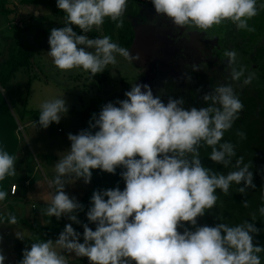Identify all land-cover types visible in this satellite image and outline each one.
I'll list each match as a JSON object with an SVG mask.
<instances>
[{"label": "clouds", "instance_id": "clouds-1", "mask_svg": "<svg viewBox=\"0 0 264 264\" xmlns=\"http://www.w3.org/2000/svg\"><path fill=\"white\" fill-rule=\"evenodd\" d=\"M148 2L156 16L166 17L177 29H184L186 36L193 30L206 33L225 20L246 29L248 20L258 14L257 0ZM56 3L65 14V25L50 31L47 53L58 69L82 68L94 77L108 65H115L117 55L128 61L139 60L109 36L90 39L77 35L72 27L87 34L99 29L105 19L123 27L128 0ZM224 55L231 79L239 81L244 72L233 67L237 52L226 51ZM192 69L201 70L197 64ZM250 82V78L244 80L245 84ZM125 97L93 114L89 129L68 134L71 147L54 165L56 176L50 184L55 194L46 215L57 220L67 216L79 224L76 213L83 206L65 192V185L79 180L90 184L93 170L115 175L117 168L124 169L120 173L124 189L117 186L93 192L86 217L95 230L83 224L81 237L69 223L55 241L32 243L26 248L20 264H68L65 253L86 257L89 264H261L259 254L264 246L253 242L260 231L254 223L197 225L198 218L215 207L218 189L227 194L233 183L243 185L241 193L256 187L253 171L243 164V157L236 160L237 170L227 175L212 172L199 158L202 144L212 148L210 160L224 167L236 156L231 143H220L243 110L233 87L224 84L205 93L203 101L208 106L199 108L184 107L183 98H169L165 103L147 83L131 86ZM67 113L65 99L45 101L38 125L47 129L59 124ZM15 162L16 157L0 147V181L16 174ZM7 196L0 190V202ZM259 211L264 215V207ZM16 222L15 216L10 217V224ZM15 236L22 240V234ZM5 260L0 251V264Z\"/></svg>", "mask_w": 264, "mask_h": 264}, {"label": "rangeland", "instance_id": "rangeland-1", "mask_svg": "<svg viewBox=\"0 0 264 264\" xmlns=\"http://www.w3.org/2000/svg\"><path fill=\"white\" fill-rule=\"evenodd\" d=\"M19 1L8 0V7L16 10L14 14L0 15V64L15 53L19 36L34 43L37 53L31 68L20 70L15 78L1 90L19 132L17 136L19 158L15 162L16 174L11 176L12 182L18 186V193L16 197L11 198L10 204L0 203V251L6 257L5 264H17L14 251L16 242L26 243L35 236L47 233L53 227L62 228L63 231L65 225L72 223L67 216L57 220L55 217L46 215V210L55 194V188L50 181L56 176L55 163L65 154L64 152L70 150L68 134L75 135L81 132L79 126L81 114L92 100L100 99L104 105L110 102L116 103L118 100L125 99V92L136 83H147L153 89L155 74H157L152 73L153 69H156V72L158 70V75L164 72L161 67H157L158 58L162 68L167 71L165 76H169V72H175L177 66L174 61L176 49L173 43L164 41V38L144 41L138 37L129 49L133 56L139 57L138 61H128L117 56L115 65H108L102 74L94 77L82 68L60 70L47 53L50 51L48 39H37L35 34L38 30L61 28L65 21L42 6L24 7L19 4ZM124 18L134 23L133 18L127 16ZM157 36L162 35L156 34L149 37ZM98 38L102 37L98 36ZM155 62H157L156 65ZM101 75H105L104 81H100ZM202 80L203 77H200L197 84ZM56 98L65 99L68 107L67 116L63 117L59 124L54 123L49 128L42 129L38 127L39 119H37L34 121L37 125L34 124L32 128H29L22 121L24 112L41 111V105L45 101ZM256 145L257 148H262L260 142ZM90 188L91 183L86 185L83 180H79L65 185V192L80 202ZM219 207L218 200L212 210L198 218L197 225L218 224V221L210 223L208 218H213ZM12 211L21 218L22 222L17 221L12 225L1 220L3 215H8ZM76 215L80 223H72V227H76L75 230L81 234V237L83 224H88L95 230V225L88 222L86 214L79 211ZM184 227L192 228L189 224H185ZM179 230L183 231V228ZM15 233L22 234V240L17 239ZM65 255L68 264H89L86 257L76 258L74 254L67 253Z\"/></svg>", "mask_w": 264, "mask_h": 264}, {"label": "trees", "instance_id": "trees-1", "mask_svg": "<svg viewBox=\"0 0 264 264\" xmlns=\"http://www.w3.org/2000/svg\"><path fill=\"white\" fill-rule=\"evenodd\" d=\"M19 4L24 7H44L52 14L60 17L65 21V14L57 8L56 0H20ZM258 14L248 20V27L240 29L239 36L222 35L219 36L216 45L211 53L216 59L210 57V52H206L201 57V71H205L203 78L205 82H198L197 85H182L177 78L160 79V83L153 86L154 95H159L165 103L169 98H183L184 107H207L203 101V95L211 92L216 87L229 84L233 87L236 95L243 103L254 102L256 104H247L248 115L244 117L239 113V118L234 122L233 127L224 132L220 143H231L234 146L236 156L232 158V163L224 167L210 160L212 148L207 145L199 147V158L201 163L212 172L223 173L227 175L236 169V160L243 157V164L249 166V170L253 171L255 188H248L244 193L239 191L243 185L233 183L227 194L221 190H217V201L220 207L213 218H208L210 223L218 221L229 226H237L245 222L254 223L260 229L258 235H254L253 242L256 245L264 246V215H261L260 208L264 207V111L258 103V99H254V93L264 96V0H257ZM16 12L15 9L8 7V0H0V15L9 16ZM218 26V30H228L231 26H236L233 22L225 20ZM65 25V24H64ZM61 26L62 27H64ZM73 30L77 35H85L77 26L73 25ZM22 31L23 30H18ZM51 30H38L35 34L37 39H49ZM90 39L98 38V36H109L112 41L119 46L130 49L133 45L135 34L133 26L129 20L123 18V27L117 28L116 22L105 19L104 24L99 28L87 33ZM234 50L237 52L236 63L233 65L237 70L242 69L244 75L239 81H233L230 76V69L227 67V57L224 55L226 51ZM37 49L34 43L26 41L19 36L16 42V51L10 55L7 60L0 64V147H3L10 155L16 157L18 152V127L14 117L10 113L6 102L2 95V89L15 78L20 70L30 69L32 62L36 56ZM119 56V55H117ZM241 60L245 61L242 62ZM242 63V64H241ZM110 66V65H109ZM100 81L106 79L105 75L99 76ZM251 79L249 84H245V79ZM158 81V82H159ZM260 100V99H259ZM260 106H258V105ZM105 106L100 99H94L90 105L82 112L80 130L89 129V123L93 114H99ZM264 107V106H263ZM258 110V111H257ZM257 112V114H255ZM40 111L24 112L22 121L27 125L39 119ZM241 133L243 135H241ZM261 143L262 148H257V143ZM219 147V145H217ZM189 158L191 156L189 155ZM243 166V165H241ZM124 169L117 168L116 174L104 173L100 170H93L91 188L82 196L80 204L83 206L82 213L86 214L90 205L92 194L96 190L114 189L117 186L121 190L124 189L125 183L120 173ZM12 186L11 176H6L0 181V190L6 191L8 196L0 203L7 204L9 202L10 188ZM15 216L16 221L21 218L12 211L8 215H3L1 220L9 223L10 217ZM76 229V227H73ZM62 228L53 227L47 233L33 237L26 243H15V254L17 264H20L23 251L31 247L32 243H38L47 240H56ZM261 264H264V252L260 253Z\"/></svg>", "mask_w": 264, "mask_h": 264}, {"label": "flooded vegetation", "instance_id": "flooded-vegetation-1", "mask_svg": "<svg viewBox=\"0 0 264 264\" xmlns=\"http://www.w3.org/2000/svg\"><path fill=\"white\" fill-rule=\"evenodd\" d=\"M127 10L125 13H127L124 17H130L134 19V23L130 22L133 26L135 39L134 41L140 37L142 40H151V39H162L164 38V41H169V43H173L175 47V53H174V61L177 64L176 71L175 72H169V76H165L167 71L162 68V63L158 57V63L159 65L157 67H161V70L164 72L158 75V70L156 72V69L152 70L150 69V72L157 73L156 78L154 79V85H157L160 83L159 78L167 79V78H176L182 83V85H186L189 83V85H197V80L200 77H203L205 75V71H193L192 65L197 64L202 67L204 64L201 61V57L203 54H206V52H210V57H213L216 59V56L211 53V50L216 45L217 40H219V36L221 38L222 35H231V36H239L240 29L237 27L231 26V29L228 30H218V26L222 25H214L212 28H210L206 33L197 32L196 30H193L191 34L185 35L183 32L184 29H177L171 21H169L166 17H158L156 16L154 9L151 5V3L148 2V0H128L127 4ZM123 17V18H124ZM150 32V33H149ZM161 34L162 36H157L155 38L149 37L152 35ZM134 44V42H133ZM176 59V60H175ZM242 62H245L241 60ZM157 62H155L156 65ZM242 64V63H241ZM204 74V75H203ZM165 76V77H163ZM152 77V76H151ZM190 77V79H188ZM159 81V82H158ZM205 82V79L203 78L202 81ZM155 87H153V90ZM254 99H258V103L261 105L263 111H264V96H260L256 93H254L253 96ZM260 99V100H259ZM248 103H243V110L240 112L245 116L248 115L247 113V104H253L254 102H249L245 100ZM256 104V103H254ZM258 105V104H257ZM259 106V105H258ZM260 107V106H259ZM258 111V110H257ZM257 114V112H255Z\"/></svg>", "mask_w": 264, "mask_h": 264}, {"label": "crops", "instance_id": "crops-1", "mask_svg": "<svg viewBox=\"0 0 264 264\" xmlns=\"http://www.w3.org/2000/svg\"><path fill=\"white\" fill-rule=\"evenodd\" d=\"M81 116H82V114H81ZM80 122H81V118H80ZM80 122H79V126H80ZM34 122H29L26 126H28L29 128H32L33 126H34ZM35 126H36V124H35ZM38 127H39V125H38ZM38 129V128H37ZM36 130V129H35ZM58 131H59V129H58ZM34 137V136H33ZM36 138V137H35ZM19 158V154L17 153V159ZM28 182V181H27ZM28 184V183H27ZM12 185H15L16 186V184L14 183V182H12ZM17 187V190H16V193L13 195V194H11L10 196H9V204L11 203V198H14V197H16L17 196V193H18V186H16ZM8 204V205H9Z\"/></svg>", "mask_w": 264, "mask_h": 264}, {"label": "built area", "instance_id": "built-area-1", "mask_svg": "<svg viewBox=\"0 0 264 264\" xmlns=\"http://www.w3.org/2000/svg\"><path fill=\"white\" fill-rule=\"evenodd\" d=\"M16 190H17V187L15 185H12L11 194L14 195L16 193Z\"/></svg>", "mask_w": 264, "mask_h": 264}]
</instances>
